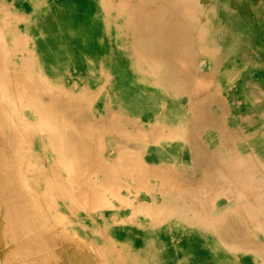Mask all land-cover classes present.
I'll return each instance as SVG.
<instances>
[{
    "label": "bare ground",
    "instance_id": "1",
    "mask_svg": "<svg viewBox=\"0 0 264 264\" xmlns=\"http://www.w3.org/2000/svg\"><path fill=\"white\" fill-rule=\"evenodd\" d=\"M83 10V0H0L1 261L3 264H69L67 257L70 255L75 260L71 264H142L139 259L145 263L148 258V262L154 264L156 261L160 264V259L179 249L175 253L179 264H235L223 257L222 251L215 246H211L215 251L210 252L214 259L207 260L206 254L197 248L193 236L181 235V231L185 230L184 222L202 217L196 198H190V204L184 200L187 209L181 211L178 209L177 195L174 196L171 190L167 201L172 211L164 215L163 210L166 208H157L158 204L152 202V193H148V188L149 200L142 196L140 186L133 189L134 197L129 195L131 203L119 200L110 207L125 209L132 206L128 220L108 219L106 212L103 214L105 217L99 219L100 213L86 208L83 210L79 206L81 220L78 227L62 213L57 198L64 191H47L43 196L37 194L36 187L49 182L47 177H41V170L45 171V166H49L46 162L52 161V158L55 160L50 166L52 177H55L59 165L66 160L64 169L72 164L68 160L79 150V143L83 140L79 133V125H82L78 119L80 117L86 120V128L97 129L107 127L110 121L118 119L123 127L129 129V133L124 135L116 133L112 127L107 128L110 138L106 142L112 146L110 150L122 154L130 169L138 168L150 174L165 172L172 187L178 180L186 183L190 181L196 167H206L211 175L213 163L221 154L226 159L232 156L237 163L238 160L245 163L246 156L240 154L248 149L252 157L260 162V168L264 167V68L252 67L244 74L241 70L230 68L231 71L225 72L224 92L220 95L210 94L203 100L207 104L198 108L194 94H189V88L182 92L174 85L164 89V82L170 84L172 66L166 70L161 66L158 70L154 67L150 73L155 79L138 78V81L143 82L140 85L125 77L123 69L119 68L122 72L116 71L115 65L128 60L129 56L124 58L123 53L107 46L98 47V36L110 31L112 33L109 35L113 37L115 30L103 28L96 21V16L84 12L88 9ZM168 18L154 20L157 22L138 20L131 35L137 33V36H146L148 32L155 34L163 30L170 31ZM261 22L264 20H240L239 26H229L227 36L238 32L240 41L246 42L249 39L247 31L251 29L252 33L255 32V27L249 25ZM224 23L227 24V20ZM181 28L176 30L174 27L176 31L173 37L165 43L167 54L189 50L187 44L194 37L195 30L189 25ZM119 33L122 37L120 40L124 42L122 32ZM154 53H157L156 50ZM185 63L187 65L189 60H185ZM184 81L188 83L189 79ZM32 108H37L41 115L39 132L30 126L32 113L29 114V110ZM63 113L70 114L69 118L64 116L66 121L59 115ZM74 117L77 119L74 120ZM63 121L67 124L64 125ZM51 128L60 130L52 132L49 138ZM217 128H220L221 134ZM233 130L235 134H231ZM138 135L142 138L137 139ZM90 138L88 135L85 141H91ZM24 154L32 162L27 164L28 167L23 165L27 159ZM236 162L221 167L224 170L223 178L236 180L254 175L247 172L249 167L243 168V172ZM38 163L42 166L35 168ZM202 175L205 176V171ZM249 182L242 181L244 190L238 186L237 192L241 195L244 191L256 194L254 184L245 185L248 188L243 187ZM56 187L60 189V184L56 183ZM149 187L153 188L154 185L150 184ZM234 190L231 187L226 192L232 194ZM160 195L162 205V190ZM68 199L75 200L70 195ZM241 199L244 204L242 196ZM154 205L156 209L150 211V219L145 220L148 214H143ZM251 209L260 216L263 207L257 204L251 206ZM40 217H44L43 221ZM254 217L252 213L245 214L249 228L254 225ZM137 222L141 225H136ZM237 224L239 231L222 226L223 229H218L217 233L220 236L231 234L228 237L239 234L250 241L251 246L257 250L250 249L251 246L238 245L242 247L238 251L250 257L253 264H260L264 257L257 243L263 236L258 231V235L252 233L250 229L244 233L239 220ZM117 235L123 237L121 241L116 240ZM169 239L171 243L164 244ZM85 240L89 242L86 244ZM238 240L234 238L235 242ZM208 241L210 243L207 245H210L213 239L209 238ZM49 258L54 260L48 261Z\"/></svg>",
    "mask_w": 264,
    "mask_h": 264
},
{
    "label": "rangeland",
    "instance_id": "2",
    "mask_svg": "<svg viewBox=\"0 0 264 264\" xmlns=\"http://www.w3.org/2000/svg\"><path fill=\"white\" fill-rule=\"evenodd\" d=\"M83 7L84 10H89H83L84 12L94 17L96 16V21L100 23L103 28L109 27L115 30V35L113 37L110 36L112 33L110 31H106L105 33L100 34L98 36V47L107 46V48L114 49L120 54L123 53L124 58L129 56L127 58L128 60H123L122 62L115 65L116 71H121L119 68L123 69L124 71L121 72L125 77L132 79L135 84L140 85L143 82L138 81V78L147 79L154 77V75L150 73L151 70L154 69V67L158 70L159 66H161L166 70V68L172 66L170 69L173 78L170 75V84L164 82V89H170L171 85L176 86L180 92H182L183 90L186 91V89L189 88V94L192 96L194 94L193 97L196 99L198 108H203L207 104V102L203 100H205V98H207L210 94L220 95L222 92H224L225 72L229 70L231 71L230 68L233 67L241 70L243 74L252 67L264 68V22H261L259 24L256 23L255 25H249V27H255V32L252 33L253 31L251 29L247 31V36H249V39L246 40V42L240 41V34L238 32H234V34L227 36L229 26H239L240 20H264V0H83ZM106 14L108 15L106 16ZM132 15L133 17L129 18V16ZM162 17H170L168 18L171 28L170 31L163 30L161 33L155 34L148 32L146 36H137V33H133V35H131V30L133 27H135L138 20H145L146 22L147 20H152L153 22H157L154 20H162ZM225 20H227V24L224 23ZM186 25H189L192 30L193 28L195 30L194 37L192 36L191 40H189L187 44V46H189V50L186 52L181 51L176 52L175 54L170 52L169 54H167L165 52V43H167L168 39L173 37V32H175L178 28H183ZM122 26L124 27L123 30ZM174 27L176 28V30L174 29ZM119 31L122 32L124 36V42L120 40V38L122 37ZM243 44L245 46H243ZM155 50L157 53H154ZM170 55L172 57H170ZM185 60H189V63L187 65L186 63L188 61L185 63ZM155 61L161 62L156 63ZM165 62L169 65H167ZM144 64L146 65L144 66ZM193 73L194 76L192 77L191 75ZM187 79H189L188 83L184 81ZM153 83L155 84L154 81ZM156 83L158 84V81H156ZM29 112V114L32 113V122L30 121V126L35 128V130L39 132V128L41 127V115L38 113L37 108H32V110H29ZM59 115H62L65 121L67 119H65L64 116H66L67 118H69L70 116V114L68 113ZM75 119L77 118L74 117V120ZM78 119L79 122L81 121L80 124H82L79 125V133L82 134L83 140L79 143V150L73 154L70 160H68V163L71 162L72 164L69 165L67 169H64L66 165L65 163L67 162L66 160L64 163L65 165H59V171L56 173L55 177H52L50 174V166H52V162H55V160L52 158V161L49 160L45 163L46 165H49L45 166V171L44 169L41 170V177H47L49 179L48 184L45 185L44 183V185L36 187L37 194L42 196L47 191L49 193H54L55 190H57V192L59 193L64 191L63 195L58 197L57 200H59L61 203L62 213L66 214L68 220L73 222L75 226L79 227V221L81 220V217L79 216V206L82 209L84 208L83 210H85L86 208L100 213L99 219H102V216H104V212H106L105 216H107L106 218L108 219L124 221L128 220L129 218L127 217H129L132 211V206H128V208L125 209L124 207L123 209H120L117 206H114L112 208L110 207L119 200L129 203L130 200H128V197H134L133 194H135L133 189H138L140 188V186L141 188L139 190L141 191L142 196L144 195V197L148 199V188V193H152V202H156L158 204L157 208H166L163 210V214L167 215L172 211V209H170L168 206L167 197L170 196V193H172L171 190H173V195H177L176 201L178 202V209L180 208L181 211L187 209L186 205L190 198H196L197 201H199L202 217L197 218V220L191 219L189 220V222H184L183 229L185 230L181 231V235L193 236V238L196 239L197 248L206 254L207 260L212 261L214 259L210 252L215 251L213 250V247L211 248V246H215L217 250L222 251L223 257L227 258L229 262H233L235 264H253L250 257L238 251V249L242 248L239 246L250 248V246L252 245L250 241L246 240L245 238L243 239V237H241L239 234H233L232 236L228 237L231 234L228 233V236L226 234L220 236V233H217L218 229L220 231L223 229L222 226L239 231V224H237V220L240 221L244 233H246V231L250 229L252 233L255 232L257 234L256 231H258L260 232L261 236H263L260 242L257 241V248L262 250L261 255H263L264 257V167L260 168V162L257 158L252 157V154L248 151V149H246L247 152L245 151L240 154L246 156L247 161L245 163H242L239 160L237 163L235 157L232 156H229L226 159L221 154L215 159L213 163L211 175L209 174V169H207L206 167H196L191 174L190 181L186 183L177 179L178 181L175 182V179L173 180L175 182V186L172 187L171 180L168 178V175L165 172L157 171L150 174L145 170H141L138 168L130 169L127 167L126 160L122 154H118L114 150H110V147L112 146L108 145V143L106 142L107 139L110 138L107 128L112 127L115 129L116 133H121L124 135H128L129 133V129L123 127L118 119L110 121L107 127H101L100 129L94 127L86 128V120L81 117ZM74 120L72 119L71 122H73ZM65 121H63L64 125L67 124V122ZM186 125L187 122L185 126ZM22 127L24 129V125ZM217 129L220 133V128ZM57 130H60V128H51L49 130V138L51 133ZM240 131L241 130L238 128V132ZM131 133L133 134L134 132L131 131ZM235 133L236 131L233 130V133L231 134ZM88 135L91 136V141L88 139L86 142L85 139L88 137ZM133 137L136 138L135 136ZM140 138H142V136L140 137L138 135L137 139ZM24 156L25 158H27L25 161L26 163H23V165L25 164L24 166H27L28 163H32L25 154ZM92 158L93 161L91 160ZM235 162L237 167L241 168L243 172V168L249 167V170L247 172L254 175L252 177L241 179L236 177V180L232 178H223L224 170H222L221 167L224 165H231L232 163L235 164ZM39 166H42V164L38 163V167H36L35 165V168H39ZM253 170L254 172H252ZM204 171L205 176L202 175L204 174ZM248 173H246V175H248ZM110 179H112V181ZM39 181L43 182L42 180H38L37 182ZM242 181H250L249 183L244 184V188L249 187L245 185H248L250 183L254 184V190H257L256 194L244 191V194L241 195L239 192H237L238 186V188L243 189L241 185ZM56 183L60 184V189L56 187ZM103 183L106 185H104ZM150 184L154 185V187L150 188ZM231 187L235 188L232 194H230V192H226V190ZM161 190L162 205H160ZM88 193H92L94 196ZM69 195L72 196L75 200H69ZM241 196L243 197L244 204L242 203ZM239 199L240 203L238 202ZM184 200H186L187 203H185L186 201L184 202ZM255 202L256 205L261 204V206L263 207L260 216L256 215L254 209H251V206H256ZM38 203L39 201L37 202V204ZM154 209H156L155 205L153 206V208H150L143 214V216L148 214V216L145 217V220L150 219L149 212L153 211ZM156 212L159 216L157 210ZM246 212L252 213L256 216L254 217V225L251 226L252 229L248 227L247 219L245 218ZM109 215H112V217H108ZM43 218L44 217H40V220L43 221ZM233 221H235L236 223ZM142 222H144L143 219ZM136 225L140 226L141 223L137 222ZM208 237L213 239L212 244L210 245H207L208 243H210V241H208ZM235 237L240 240L235 242ZM122 238V236H116V240L118 241H121ZM87 242L89 241L85 240L86 244ZM85 243H83V245H86ZM166 243L170 244V239L169 241L166 240L164 242V244ZM252 248L254 251L257 250L254 249V246H251L250 249ZM176 252H179V249L176 251H172L171 254L160 259V264H179L177 263L178 258L177 255H175ZM49 259L50 260L48 261L54 260V258ZM92 259L97 260L96 258ZM149 259L150 258L146 259L145 263L143 262V259H139V261L142 264H152V262H148ZM169 259H171L172 261H168ZM67 260L69 264L75 261L74 258L70 255L67 257ZM151 260L153 261V259ZM154 264L159 263L155 261ZM260 264H264V261H260Z\"/></svg>",
    "mask_w": 264,
    "mask_h": 264
},
{
    "label": "crops",
    "instance_id": "3",
    "mask_svg": "<svg viewBox=\"0 0 264 264\" xmlns=\"http://www.w3.org/2000/svg\"><path fill=\"white\" fill-rule=\"evenodd\" d=\"M0 258H1V256H0ZM2 259H0V264H3V262L1 261Z\"/></svg>",
    "mask_w": 264,
    "mask_h": 264
}]
</instances>
